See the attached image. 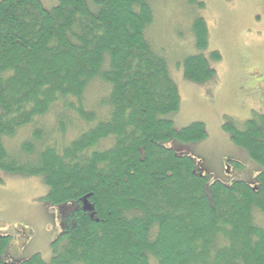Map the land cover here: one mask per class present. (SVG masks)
<instances>
[{"label":"trees","instance_id":"trees-1","mask_svg":"<svg viewBox=\"0 0 264 264\" xmlns=\"http://www.w3.org/2000/svg\"><path fill=\"white\" fill-rule=\"evenodd\" d=\"M154 17L149 0H59L50 9L0 0V169L42 175L45 198L72 206L51 261L36 253L17 264H264V170L256 185L206 186L200 159L163 144L207 130L163 117L180 96L147 35ZM192 29L206 49L205 19ZM183 66L196 82L215 75L201 52ZM94 82L105 93L89 102ZM26 125L31 137L10 149L5 139ZM231 135L264 165V115ZM88 194L99 221L81 207Z\"/></svg>","mask_w":264,"mask_h":264},{"label":"rangeland","instance_id":"rangeland-1","mask_svg":"<svg viewBox=\"0 0 264 264\" xmlns=\"http://www.w3.org/2000/svg\"><path fill=\"white\" fill-rule=\"evenodd\" d=\"M52 8L59 0H41ZM154 21L147 35L167 60L168 72L178 87L179 109L163 115L181 129L195 121L205 124L206 138L185 141L172 137L163 144L200 159L208 173L206 186L215 181L255 184L264 165L236 144L232 132L247 127L249 119L264 115V0H149ZM205 19L209 32L200 50L192 29L195 19ZM212 50L221 53L213 60ZM205 54L215 69L212 79L196 82L184 76V60ZM105 90L94 82L87 92L92 102ZM2 111L0 105V113ZM47 122L51 117L45 118ZM31 137V125L5 139L15 150ZM230 161L228 165L226 162ZM42 175H22L0 169V234L12 236L5 259L20 262L36 253L50 262L53 242L64 230L72 206L52 204Z\"/></svg>","mask_w":264,"mask_h":264},{"label":"water","instance_id":"water-1","mask_svg":"<svg viewBox=\"0 0 264 264\" xmlns=\"http://www.w3.org/2000/svg\"><path fill=\"white\" fill-rule=\"evenodd\" d=\"M91 194L86 195L84 198L81 200V207L84 211L89 212L91 218H94L96 221H99V218L95 217V210H94V205L90 202L89 197Z\"/></svg>","mask_w":264,"mask_h":264},{"label":"flooded vegetation","instance_id":"flooded-vegetation-1","mask_svg":"<svg viewBox=\"0 0 264 264\" xmlns=\"http://www.w3.org/2000/svg\"><path fill=\"white\" fill-rule=\"evenodd\" d=\"M230 163V161H227L226 162V165H228ZM259 174V173H258ZM203 175H208V173L206 172V170L204 169V174ZM218 181V180H217ZM240 181V180H239ZM242 181V180H241ZM220 182V181H219ZM234 182H236V181H234ZM233 182V183H234ZM232 183V184H233ZM249 184V183H248ZM256 184H258V177H257V181L255 182V184H250V185H256ZM0 238H2V239H6V240H8V242H7V246H6V249L4 250V253L2 254V257H3V261H4V263L5 264H17V263H19V262H8L6 259H5V253H6V250H7V248H8V246H9V244H10V242L12 241V236H10V235H1L0 234ZM33 256V255H32ZM31 257V256H30ZM30 257H28V258H30ZM28 258H26V259H28ZM23 260H25V259H23ZM22 261V260H21Z\"/></svg>","mask_w":264,"mask_h":264}]
</instances>
